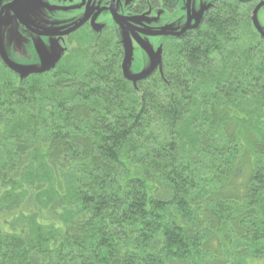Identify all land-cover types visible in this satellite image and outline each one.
Segmentation results:
<instances>
[{"label": "trees", "instance_id": "obj_1", "mask_svg": "<svg viewBox=\"0 0 264 264\" xmlns=\"http://www.w3.org/2000/svg\"><path fill=\"white\" fill-rule=\"evenodd\" d=\"M250 10L218 1L141 79L110 28L40 71L0 54V264L264 260V39Z\"/></svg>", "mask_w": 264, "mask_h": 264}, {"label": "rangeland", "instance_id": "obj_2", "mask_svg": "<svg viewBox=\"0 0 264 264\" xmlns=\"http://www.w3.org/2000/svg\"><path fill=\"white\" fill-rule=\"evenodd\" d=\"M105 0H97L91 7V24L95 28L113 27L119 42L125 48L126 71L132 76L147 72L168 58L173 41L165 42L164 35L131 33L123 21L140 23L144 31L173 32L186 26L189 15L191 25H195L205 14L214 0H179L174 10L156 7L149 0L142 13L130 12L133 0H115L113 11L103 4ZM248 3L251 7L255 3ZM83 0H0V52L17 69L27 74L32 69L41 70L56 62L65 52V38L33 34L26 36L19 30L18 18L12 8L37 31L56 33L63 28L77 23L82 19ZM77 4V6H75ZM12 7V8H11ZM123 20V21H122ZM257 20L264 30V5L257 12ZM87 33V32H86ZM80 35H76V37ZM70 39V48L85 40L83 36ZM247 105V104H246ZM255 131V130H253ZM248 264H264L261 258H250Z\"/></svg>", "mask_w": 264, "mask_h": 264}, {"label": "flooded vegetation", "instance_id": "obj_3", "mask_svg": "<svg viewBox=\"0 0 264 264\" xmlns=\"http://www.w3.org/2000/svg\"><path fill=\"white\" fill-rule=\"evenodd\" d=\"M83 1H84V3H82V5H83L82 9H79V10H81L83 12L82 19L86 17L85 22L78 29H76L75 31H73L71 33H68V34H65V35H62V36L58 35L59 37H64L65 38V44L67 45V48H68V45L70 43V39H73L76 35H79V34H82V33H86L88 31H91V30H94V29H98V30L100 29V28H95L91 24L90 11H91V7L93 6L94 2H96L97 0H83ZM218 1H221V0H214L213 5L217 4ZM223 1H225V0H223ZM237 1L244 2L243 0H237ZM103 4H106V6H108V8L110 7V9L113 11V8H114V5H115V0H105ZM147 5H149V0H133V2L130 5L129 9H130V12L142 13L144 11H148V10H145ZM75 6H77V4ZM16 17H17V15H16ZM79 22L73 23V24L63 28L62 31L56 32V33H61V32L67 31L68 29L74 27ZM18 23H19V30L26 36H32L33 34H38L37 32H41V31H37L33 26L29 25L26 21L24 23V22H22L21 20L18 19ZM123 23H124V25L126 27H128V29L130 30L131 33L146 34L145 32H148V31H144L143 29H141L142 25L140 23H136V22H132V21H123ZM106 28L112 29L114 31L115 35H116V31H115V29L113 27H106ZM181 29L182 28H179V29H177V30H175L173 32L175 33V32L181 31ZM41 33L42 34H39V35H44L45 32H41ZM162 33H164V34H157V35H164L165 36V42L173 41V40H176V38L181 37V35L168 34L169 32H162ZM45 36H48V35H45ZM116 38H117V35H116ZM120 45L122 46V48L124 50V53H125V48L123 47V45L121 43H120ZM164 52H165V50H163V57H164ZM158 68H161V67L158 66Z\"/></svg>", "mask_w": 264, "mask_h": 264}, {"label": "water", "instance_id": "obj_4", "mask_svg": "<svg viewBox=\"0 0 264 264\" xmlns=\"http://www.w3.org/2000/svg\"><path fill=\"white\" fill-rule=\"evenodd\" d=\"M264 5V3H260L259 5H257L256 6V8L254 9V11H253V13H252V20H253V23H254V25H255V27H256V29L259 31V33L264 37V30L261 28V26H260V24L258 23V20H257V12H258V10L262 7ZM12 8V7H11ZM13 9V11L16 13V15H17V18L19 19V20H21L22 22H24L25 23V21L22 19V17L19 15V13L16 11V9H14V8H12ZM5 10V9H4ZM4 10H3V12H4ZM2 16V14L0 15V17ZM85 20H86V17L85 18H83L78 24H76L74 27H72V28H70V29H68L67 31H64V32H61V33H44V35H48V36H58V35H60V36H62V35H65V34H68V33H71V32H73V31H75L76 29H78L84 22H85ZM190 23H191V17H190V15H189V18H188V21H187V24H186V26L183 28V30L182 31H180V32H177V33H168V34H175V35H181L182 33H184L189 27H190ZM37 32V31H36ZM38 34H42L41 32H37ZM146 34H164V33H162V32H158V31H153V32H145ZM0 54H2L1 52H0ZM3 56V55H2ZM4 57V56H3ZM4 59L6 60V62H8L11 66H13V68H15V69H17V66L15 65H12L5 57H4ZM52 65V64H51ZM50 65H45L44 67H43V69H45V68H48ZM126 57H125V62H124V69H125V71H126ZM154 67H152L150 70H148L147 72H144V73H141V74H139V75H136L135 76V78H139V79H141V78H144V77H146L151 71H152V69H153ZM37 69H32V70H30L28 73H30L31 71H36ZM42 70V69H41ZM40 71V70H39ZM127 72V71H126Z\"/></svg>", "mask_w": 264, "mask_h": 264}]
</instances>
